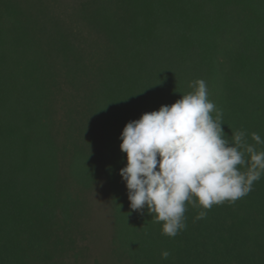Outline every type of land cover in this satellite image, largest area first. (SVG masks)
Segmentation results:
<instances>
[{"label":"trees","instance_id":"trees-1","mask_svg":"<svg viewBox=\"0 0 264 264\" xmlns=\"http://www.w3.org/2000/svg\"><path fill=\"white\" fill-rule=\"evenodd\" d=\"M59 5L0 0V264H86L91 245L73 247L93 233L75 230L102 178L114 264H264V174L235 202L186 203L175 237L146 207L130 208L119 174L125 125L198 79L223 112L226 138L243 131L264 150L251 138L264 139V0Z\"/></svg>","mask_w":264,"mask_h":264},{"label":"clouds","instance_id":"clouds-1","mask_svg":"<svg viewBox=\"0 0 264 264\" xmlns=\"http://www.w3.org/2000/svg\"><path fill=\"white\" fill-rule=\"evenodd\" d=\"M189 87L194 91L175 103L129 121L119 137L127 161L119 174L130 208L142 213L146 207L156 222H163L162 233L169 237L186 227V203L211 209L235 202L264 174V150L248 144L243 131L232 134L231 141L226 138L223 112L208 99L206 82L198 79ZM251 138L264 145L259 134L253 132ZM238 166H247V171ZM205 216L201 211L197 219ZM161 255L167 259L170 253Z\"/></svg>","mask_w":264,"mask_h":264},{"label":"rangeland","instance_id":"rangeland-1","mask_svg":"<svg viewBox=\"0 0 264 264\" xmlns=\"http://www.w3.org/2000/svg\"><path fill=\"white\" fill-rule=\"evenodd\" d=\"M20 4H24L25 0H14ZM81 0H60L59 5L62 11H70L79 6ZM24 6H22L23 8ZM61 143V140H60ZM86 196V205L84 215L82 213L80 220L81 225L76 230H91L93 233V241L86 238H80L75 243L73 250H80L85 246L91 245V250L85 253L86 264H94L97 260L99 264H114L112 257L109 255V241L112 231L113 204L111 202V193L107 185L106 179L102 178L97 185ZM89 236V235H88ZM105 246V249H104ZM108 252L106 254V252Z\"/></svg>","mask_w":264,"mask_h":264}]
</instances>
